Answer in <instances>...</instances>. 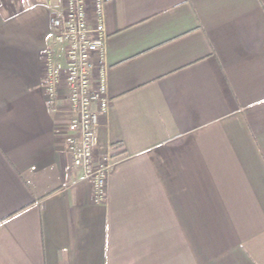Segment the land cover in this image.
<instances>
[{"label": "crops", "instance_id": "crops-1", "mask_svg": "<svg viewBox=\"0 0 264 264\" xmlns=\"http://www.w3.org/2000/svg\"><path fill=\"white\" fill-rule=\"evenodd\" d=\"M62 0H0V264H264V0H104L93 200L42 88Z\"/></svg>", "mask_w": 264, "mask_h": 264}, {"label": "built area", "instance_id": "built-area-1", "mask_svg": "<svg viewBox=\"0 0 264 264\" xmlns=\"http://www.w3.org/2000/svg\"><path fill=\"white\" fill-rule=\"evenodd\" d=\"M104 0H62L50 17L52 44L44 51L42 88L49 111L65 124L64 149L89 182L93 200L106 199L115 159L95 158L100 115L108 111Z\"/></svg>", "mask_w": 264, "mask_h": 264}]
</instances>
